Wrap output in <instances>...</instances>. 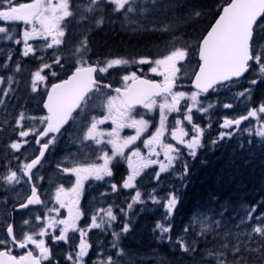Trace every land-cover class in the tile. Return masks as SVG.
<instances>
[{"label": "snow or ice", "instance_id": "1", "mask_svg": "<svg viewBox=\"0 0 264 264\" xmlns=\"http://www.w3.org/2000/svg\"><path fill=\"white\" fill-rule=\"evenodd\" d=\"M154 6L153 9L142 7L149 3V0H88L87 5L83 8V12L88 14L104 13L106 8H111L113 13H123L125 20H129V14H136L138 11L141 16L152 10H159L158 5H162L164 9L174 7L171 3H163V0H150ZM5 5H7L5 7ZM15 5V6H14ZM80 8V5H76ZM199 16L200 13H195ZM75 12L70 8V0H34L33 3H18L17 0H0V21L3 22H23L25 25H31V28H26L20 39H15V43H23V56L27 57L35 53L37 50L46 51L52 49L55 58L52 64L44 62V57H39L42 67L34 71L31 76L32 92L37 91L40 84H44L51 77H57V72L50 71L49 74H44V69H49L56 65L64 70L65 57L58 54L59 46L67 43L65 39V28L67 27V18L74 17ZM87 16L81 15V20L87 19ZM103 15L96 21L97 27L103 23ZM135 23L136 21H131ZM38 25V27H37ZM167 26H165L166 30ZM0 34L2 38L13 40V31L7 27L0 26ZM264 34V0H231L226 7H223L222 13L215 23L211 25V29L207 31V35L194 47L198 48L199 61L196 62L198 71H193L195 77L194 86L197 91H193L186 96L185 91H174V87L178 86L184 73L185 57L192 53V58L188 61L192 62L194 53L192 48L185 50L184 48H176L162 59H154L150 71L157 75L163 76V82L158 83L150 78H141L137 73L131 72L130 75H123L122 87L112 89L111 84L102 82V74H105L109 69L118 65L137 64L143 65L149 63L146 59L137 61H129L127 59H109L103 63L97 62L92 64L83 59V53L87 49V41L81 43L75 48L74 54H81L73 65L74 71L67 79H62L59 83H52L50 88H45L47 99L44 101L43 107L47 110V115L40 117L26 116L24 112L18 114L15 119L16 127L12 128V132L16 133L18 140H12L7 148L12 152H19L22 144H27V138L35 139L39 147V155L30 162L22 161L14 169L11 164L5 165L6 173H0V185L14 187L22 182V177H27L24 183H32L34 173L32 170L41 163V158L45 156L46 150L56 144L58 139L63 136L68 129L66 125H76L75 134H79L81 128L87 125L83 133V140L92 141L96 145H101V148L95 149L89 146L91 156H95V160H91L88 153L83 154V159L80 154H72L66 159L72 161L71 166H64L61 171L70 173L75 176V182L69 179L70 188L58 186L54 196V206L47 208V211L41 215H36L37 224L31 230L23 231L22 235H18L14 222L7 224L6 229L0 226V264H43L47 261L51 264L52 253L49 246L45 242V237H49L54 243L59 244L61 241L68 243L73 249L74 255L70 253L66 259L72 264H85V256L88 255L89 243L87 242V231L80 228L75 223L80 219V197L84 191L85 180L106 181V177H113L114 167L121 160H126L130 174L123 180L120 187L122 189H136L135 195L131 196L132 203L127 205L131 210L136 203L145 204L142 199V192L137 188L134 181L140 176L142 169L149 165L156 164V160L145 159L137 167H133V157H140L139 146L136 141L141 138V134L149 127V120L145 118L147 113H151L154 108H159L160 127L156 128L155 133L150 139L143 140V145L149 149L150 155H158L153 148L154 144H159L164 151L165 158L168 160V165L160 164V171L156 173L157 180L161 172H166L171 166L173 157L170 155L177 152L182 155L180 149L173 148L171 143H162L161 137L164 136V122L168 118L166 113L179 112L178 107L182 100L191 101L188 106V111L183 115V120L187 121L192 126V138L185 140L189 135L181 127V120L175 121V130L171 132L173 140L179 144H183L189 149V155H196V148L200 146V135L202 128L197 126L193 120L192 109L200 102L197 97L202 93H208L209 90L216 91L220 88H230L235 81L242 78L246 73L253 70L256 66L259 74L264 76V43H259L258 35ZM41 40L43 43L34 48L33 44L29 43L32 40ZM11 59V55H9ZM179 65V66H178ZM2 67L7 68L9 65L5 63ZM20 70L17 65V71ZM180 74V75H178ZM7 82L11 85L14 80L9 76ZM4 83V78L0 77V84ZM257 80H251V84H256ZM112 89L116 95L113 96L105 91ZM0 92L4 95L8 91L0 88ZM250 92V89L246 90ZM102 97L101 103H96L97 96ZM245 95V92L239 93ZM5 101L0 99V105ZM137 106L145 110L144 113L137 111ZM212 107V105H209ZM225 108H230L232 105L225 104ZM197 111H207V109L197 108ZM96 112L97 114H93ZM259 112L264 113V106L259 108ZM256 111H249L248 117L256 116ZM90 117V120H89ZM241 119H225L221 125L222 129H229L231 125H240ZM38 120L39 127H26L23 121ZM111 122L112 128L110 131L101 129L99 126ZM123 129H134V135L121 136ZM258 135L264 136V131L258 132ZM232 135L231 131L220 132V137ZM216 141H213L215 143ZM106 146H110L111 154L105 150ZM133 146V148H130ZM125 149H129L130 154L125 153ZM97 151L102 152V155L96 156ZM119 158V159H117ZM15 159V157H14ZM100 161H103L100 163ZM111 165V167H110ZM187 169L185 168V171ZM63 179V177H61ZM7 190V189H5ZM111 191H118L117 183H111ZM152 193H148L149 198L156 205L161 204V200ZM163 206L166 209L165 218H170L173 208L176 205V197L173 195ZM29 205H43L46 207L47 202L42 201L38 195L37 186L32 185L31 194L27 196L26 203L19 204L20 209H28ZM58 205L59 207H55ZM67 208L68 218L61 219V209ZM143 210V209H142ZM123 212V210H121ZM55 212L53 216L51 213ZM127 215V213H124ZM91 228H102L105 223L111 227L113 221L117 220V215L113 211V207L103 210V218L97 222V214L92 216ZM30 220L23 221L24 225H29ZM48 229H58L59 234L53 235ZM155 230L160 231L159 239L163 240L164 235L169 233L170 226H165L164 218L157 223ZM129 231V224L125 223L123 232ZM254 232L264 236V229L256 227ZM79 233V245L75 244V237L69 236V233ZM113 236L119 239V233L114 232ZM31 246V247H29ZM78 247V251H76ZM116 247V244H113ZM180 247L184 251L191 249L181 243ZM15 249L23 250V254L14 255ZM236 252L240 249L236 248ZM38 253V254H36ZM117 255H120L118 253ZM93 264H97L96 261ZM100 264H104L103 261ZM107 264H117V261L109 257ZM218 264H223L218 260Z\"/></svg>", "mask_w": 264, "mask_h": 264}, {"label": "trees", "instance_id": "2", "mask_svg": "<svg viewBox=\"0 0 264 264\" xmlns=\"http://www.w3.org/2000/svg\"><path fill=\"white\" fill-rule=\"evenodd\" d=\"M201 1L203 4L200 6L204 7L193 9L187 14L178 10L179 13L176 15L164 19H160L161 15H159L157 22L151 17L145 18L149 14L147 13L145 17L139 19L140 24L143 23L142 26H147L148 31L151 32L145 34L128 32V27L123 24L125 19L123 13H113L111 8H106L104 13L96 12L94 16L83 12L86 0H70V8L75 12V16L69 19L79 20L76 24L80 27L74 30L77 46L81 41H87V49L83 53L84 60L99 61L104 55L115 53H122L121 56L130 59L135 57L134 55L150 54L157 50L159 45L164 46L162 43H166L167 37L171 35H177V39L181 42L194 41L195 39L190 36L195 37L206 29L209 21L217 14V6L221 4L208 7L214 1L217 3L220 0ZM184 2L185 0H178L174 4L178 3L181 6L186 4ZM76 5H80L81 8H77ZM79 9L80 15L87 16V19L81 20L78 17ZM176 9L178 8L172 10ZM167 12L168 9L165 14ZM197 12L200 13L199 16L195 15ZM101 15L104 20L97 27L96 21ZM5 25L3 24L4 27ZM17 25L8 22L7 28L13 31L19 30L20 27ZM165 26L167 29L162 30ZM162 35L167 36L165 40H161ZM74 50L69 46H62V54L59 55L66 58L64 70L56 65L52 67L58 74L57 79L66 76L80 58L79 54H74ZM2 53L5 55L13 53L12 58L6 60L9 68H13V76L7 74L5 86L10 88V94L14 89L13 96L10 97L17 105L28 97L27 91L32 90L29 78L34 71L42 67L39 57H44V62L52 64L55 56L47 49L36 51L35 57L33 54L25 57L19 47L14 51L7 49ZM17 65L20 67L19 71ZM9 76L14 80L11 85L7 82ZM263 88L258 82L256 94ZM256 97L254 95L249 97L253 104L258 103ZM29 99V102L34 101L33 98L29 97ZM10 104V110L7 111L12 114L15 106L11 102H5L4 107L6 111ZM254 107L258 113V104ZM30 112L28 108V113ZM259 118L264 121V116L261 115ZM3 120L0 119V167L7 158L4 149H6V141L10 138V132L6 129L10 124L4 123ZM30 122V127L40 126L37 120ZM253 131V128H248L242 138L237 140L240 144L237 141L222 143L213 152H208L207 147L197 152L193 160L183 152V158L177 168L163 176L164 179L173 178L175 183L170 186L168 195L158 196L161 204H155L157 206L155 210H150L152 204L149 203L148 198L143 204L147 210H141L140 203H136L129 210L127 205L132 203L133 195L122 196L120 193L121 197L115 198L113 204L117 220L112 222L111 227L105 223L99 233L100 244L107 251V256L104 255L99 259V264L101 261L107 264L109 257L117 261V264H218V260L223 264H264V236L253 231L256 227L264 229V136L254 134ZM33 140V138L29 139L31 142ZM10 158H14V155ZM176 180L179 186L186 184L187 189L184 193L177 188ZM173 195L176 197V205L171 217L165 218L166 209L163 205L167 203V199L164 198L170 199ZM204 209L207 214L203 217L199 216L197 212ZM162 218L165 226H170V231L164 235L163 240L159 239L160 231H154L156 224L161 222ZM191 219L197 225L191 226ZM202 221L204 225L216 224V227L198 232L202 228ZM125 223L129 224L127 233L123 232ZM114 232L119 233L118 240L113 236ZM114 243L116 247H113ZM181 243L191 250L184 251L180 247ZM236 248L240 251L236 252ZM118 253L120 255H117Z\"/></svg>", "mask_w": 264, "mask_h": 264}, {"label": "rangeland", "instance_id": "3", "mask_svg": "<svg viewBox=\"0 0 264 264\" xmlns=\"http://www.w3.org/2000/svg\"><path fill=\"white\" fill-rule=\"evenodd\" d=\"M176 1H178V0H165V2L164 3H171V4H173L174 2H176ZM221 1V0H220ZM220 1H218L217 3H215V1L213 2V3H211V4H209L208 5V7H212L213 5H218V3L220 2ZM17 2L18 3H29L28 2V0H17ZM184 3H186V4H184V5H179L178 3H175L174 4V7H170L169 8V14H171L172 13V15H176L177 13H179V12H177V11H174V10H172L173 8H178L180 11H181V13H183V14H187V13H189V12H191L193 9H196V8H198V7H204V6H200L201 4H203V2L201 1V0H198V1H196V2H191L190 0H185V2ZM148 5V4H147ZM15 6V5H14ZM145 6V5H144ZM144 6H142V7H144ZM6 7V6H5ZM159 11H160V9H159ZM160 13H162L163 14V16L165 17L166 16V14L165 13H163V12H161L160 11ZM173 18H175L174 16H172ZM260 43H264V34H260ZM8 45H11V44H6V45H1L0 44V51H1V49H3V48H5L6 46H8ZM23 47H24V45H22L21 46V50L23 51ZM52 54H54V51H52L51 52ZM235 91H236V94H239V85H236L235 86ZM264 95V90H262L261 92H259V93H257V94H255V96H257L256 97V99H257V101L258 100H260V98H262V96ZM215 97H218V98H223V97H225L226 98V101L227 102H225V101H223V102H221V100H220V102L222 103V105L219 103V102H215V104L217 105V106H219V107H221L222 109H224V110H226V112H224V114L222 115L225 119H228V118H233V115H230V113H228L227 112V110H232L233 108H237L238 109V112H236V111H234L233 112V114H237V116H235V118H238V117H240L241 115H239V113H242V110H244L242 107V100H243V98L242 97H240V95H238L237 97L236 96H233L231 93H230V91H228V92H226V88H221V89H219V90H217L216 92H215ZM229 104V105H232V107H230V108H225L224 107V105L225 104ZM241 104V105H240ZM221 105V106H220ZM217 108L216 110H221V108ZM34 110V112L37 114V116H43V113H42V111L40 110V109H38V110H35V109H33ZM187 111H188V109H187ZM186 111V112H187ZM168 113H166V115H167ZM231 114H232V111H231ZM7 116V115H6ZM1 120L2 119H4L3 117H1L0 118ZM161 125H160V123H159V127H160ZM84 131L85 130H82V131H80L79 132V134L77 135V134H74V135H72V136H70L69 137V139H68V141L71 143V145H73L74 144V142L76 143V144H78V145H81V142L80 141H82V139H83V133H84ZM148 139H150V138H148ZM239 139H241V138H238V139H236L235 141H237V140H239ZM13 140H16V138L15 139H13ZM91 143H94V142H92V141H90ZM238 142V144H240V141H237ZM95 144V143H94ZM95 148L96 149H99V148H101V145H96L95 144ZM105 149H106V147H105ZM76 151V149H75V147L74 146H72V147H70L69 148V150L67 151V156L64 158V161H63V167L64 166H71L70 165V161H69V159H66V158H68V157H70L71 156V154L73 153V152H75ZM90 156H91V153H90V150L87 152ZM101 155H102V152H99ZM147 154L151 157L152 155H150V151H149V149H147ZM164 157H165V155H164ZM91 160H94V156H91ZM101 163V162H100ZM166 165V164H165ZM60 174H61V176L59 177V178H61V177H63V180H65V181H67L68 182V176H69V174L70 173H61L60 172ZM72 176H70V178H71ZM98 194H99V192H98ZM95 194H91L90 196H89V199H88V202H87V208H88V211H89V215H91V216H93V214L94 213H96L97 214V222H100V220H101V218L103 217V210H105V209H107V208H109L110 207V205H109V202H107L106 203V199L107 198H104L105 197V195L103 194V193H101L100 192V197L101 198H103L102 200L101 199H98V200H96L95 202H92V198H93V196H94ZM207 195H209V193L207 194ZM204 196H206V195H204ZM207 198V197H206ZM151 200V199H150ZM152 201V200H151ZM5 214H9L10 213V211L8 210V209H4V210H2ZM81 218V217H80ZM80 220V219H79ZM79 220H77L75 223L77 224V226H79ZM239 220V219H238ZM91 223H92V220H89V221H87L86 223H85V225H86V227L85 228H88L90 231L88 232V237H91V235H93V237L92 238H94V233H95V230L97 229V228H91L90 227V225H91ZM84 227V226H83ZM207 227L205 226V225H203L202 224V228H200L199 229V231L198 232H203L205 229H206ZM209 229H212L211 227L209 228ZM95 241V240H94ZM89 243V245H90V242H88ZM95 246H96V241H95ZM89 249H90V247H89ZM89 251V250H88ZM97 253H99V249L98 248H96V250H95V252H94V254H97Z\"/></svg>", "mask_w": 264, "mask_h": 264}, {"label": "bare ground", "instance_id": "4", "mask_svg": "<svg viewBox=\"0 0 264 264\" xmlns=\"http://www.w3.org/2000/svg\"><path fill=\"white\" fill-rule=\"evenodd\" d=\"M229 155V154H228ZM233 157V156H232ZM244 160V159H243ZM233 165V163H232ZM236 165V164H235ZM228 166V165H227ZM229 167V166H228ZM237 171V170H236ZM213 182V181H212ZM210 183V182H209ZM207 185V184H206ZM209 185V184H208ZM206 188L204 187L203 190H205ZM210 189V188H209ZM210 191V190H209ZM239 194V193H238ZM244 197V196H243ZM194 204V203H193ZM168 261V260H167ZM201 263V262H200Z\"/></svg>", "mask_w": 264, "mask_h": 264}, {"label": "water", "instance_id": "5", "mask_svg": "<svg viewBox=\"0 0 264 264\" xmlns=\"http://www.w3.org/2000/svg\"><path fill=\"white\" fill-rule=\"evenodd\" d=\"M194 86V85H193ZM195 87V86H194ZM46 110V109H45ZM47 111V110H46Z\"/></svg>", "mask_w": 264, "mask_h": 264}]
</instances>
